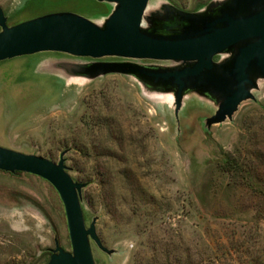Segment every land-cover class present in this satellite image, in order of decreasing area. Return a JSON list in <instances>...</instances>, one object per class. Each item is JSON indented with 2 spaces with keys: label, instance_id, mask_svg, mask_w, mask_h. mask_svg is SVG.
Here are the masks:
<instances>
[{
  "label": "rangeland",
  "instance_id": "1",
  "mask_svg": "<svg viewBox=\"0 0 264 264\" xmlns=\"http://www.w3.org/2000/svg\"><path fill=\"white\" fill-rule=\"evenodd\" d=\"M219 1L151 0L149 9L200 11ZM0 6L9 25L61 11L102 23L114 8L98 0ZM67 58L93 60L47 51L0 61V145L56 162L68 150L71 175L87 183V226L98 217V235L114 249L92 240L96 264H264V80L233 119L208 128L218 104L207 97L188 94L176 116L173 92L147 93L127 74L71 77L54 67ZM109 58L119 57L100 60ZM56 239L72 250L53 184L0 170V264H47Z\"/></svg>",
  "mask_w": 264,
  "mask_h": 264
},
{
  "label": "water",
  "instance_id": "2",
  "mask_svg": "<svg viewBox=\"0 0 264 264\" xmlns=\"http://www.w3.org/2000/svg\"><path fill=\"white\" fill-rule=\"evenodd\" d=\"M98 1L114 4L102 23L61 11L9 25L0 6V61L47 51L92 58H67L54 67L86 79L112 73L135 76L149 92H173L176 116L185 97L197 93L218 104L206 119L208 128L233 119L244 101L256 99L253 91L264 80V0H224L200 11L172 4H164L160 11L150 10L151 0ZM224 53L231 55L215 59ZM104 57L125 59L100 60ZM144 59L174 64L134 61ZM67 152L64 150L56 162L0 145V170L38 175L52 183L61 196L72 250L56 239L47 264H96L92 240L109 254L114 249L104 246L99 237L98 217L87 226L82 204L87 183L71 175Z\"/></svg>",
  "mask_w": 264,
  "mask_h": 264
},
{
  "label": "flooded vegetation",
  "instance_id": "3",
  "mask_svg": "<svg viewBox=\"0 0 264 264\" xmlns=\"http://www.w3.org/2000/svg\"><path fill=\"white\" fill-rule=\"evenodd\" d=\"M213 3H215V2H213ZM212 3V4H213ZM162 9V8H161ZM160 9V10H161ZM160 10H158V11H160ZM231 55V53H224V54H222V55H220V56H216V60H223V59H226L227 57H229ZM123 59V58H122ZM122 59H119V58H109V59H107V60H122ZM124 60V59H123ZM90 61H92V60H90ZM141 63V62H140ZM145 64V63H144Z\"/></svg>",
  "mask_w": 264,
  "mask_h": 264
},
{
  "label": "bare ground",
  "instance_id": "4",
  "mask_svg": "<svg viewBox=\"0 0 264 264\" xmlns=\"http://www.w3.org/2000/svg\"><path fill=\"white\" fill-rule=\"evenodd\" d=\"M145 90H146L147 93H149V90L147 88Z\"/></svg>",
  "mask_w": 264,
  "mask_h": 264
},
{
  "label": "trees",
  "instance_id": "5",
  "mask_svg": "<svg viewBox=\"0 0 264 264\" xmlns=\"http://www.w3.org/2000/svg\"><path fill=\"white\" fill-rule=\"evenodd\" d=\"M110 11H111V10H110ZM110 11L108 12V14L110 13ZM108 14H107V15H108ZM17 173H21V172H17Z\"/></svg>",
  "mask_w": 264,
  "mask_h": 264
}]
</instances>
